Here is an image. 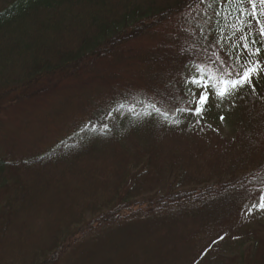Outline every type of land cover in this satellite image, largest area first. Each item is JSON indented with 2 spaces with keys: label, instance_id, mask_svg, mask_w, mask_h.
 <instances>
[{
  "label": "trees",
  "instance_id": "16d2710c",
  "mask_svg": "<svg viewBox=\"0 0 264 264\" xmlns=\"http://www.w3.org/2000/svg\"><path fill=\"white\" fill-rule=\"evenodd\" d=\"M191 3L12 0L0 9V113L64 96L68 82L98 83L106 90L93 107L78 106L86 108L87 120L53 142L34 143L31 154H0V264H264L263 231L247 224L248 208L258 202L257 178L264 176V74L253 80L255 93L246 86L233 97L247 99L251 111L236 117L226 108L237 127L234 139L196 151L180 146L169 166L158 146L167 138L212 132L203 119L174 111L180 105L170 97L184 96L182 81L192 63L211 71L215 66L207 55L219 52L228 59L216 41L222 28L231 35L227 25L235 22V11L226 19L215 13L228 7L208 9L207 23L203 15L199 19L202 30L194 22L193 31L179 25L173 45L159 50L177 74L159 80L146 71L154 96L119 85L131 59L120 50L115 61L118 43L162 16L175 15L180 22ZM18 35L26 40L13 39ZM222 43L228 47L226 39ZM149 58L154 57L133 60L146 65ZM66 102L63 110H73ZM227 159L231 169L214 170ZM200 160L217 175L214 181L199 172ZM230 245L245 248L224 255Z\"/></svg>",
  "mask_w": 264,
  "mask_h": 264
},
{
  "label": "rangeland",
  "instance_id": "374dc122",
  "mask_svg": "<svg viewBox=\"0 0 264 264\" xmlns=\"http://www.w3.org/2000/svg\"><path fill=\"white\" fill-rule=\"evenodd\" d=\"M12 0H0V9L6 6ZM161 1V0H158ZM198 10V8H197ZM190 9H185L181 20L175 17V15H171L169 19H163L165 16H162L159 20L155 22H151L150 25H144L141 31L132 30L129 32L127 37H125L120 43H118L115 48L114 58L115 61H119L120 58H117L119 55V51L125 50V57L131 59L130 62L125 64V71L121 73V78L125 80V83L119 82L120 86H125V91L128 89H133L137 91L138 94H142L146 92H150L152 96H154V90L147 83L148 75L151 74L157 76L160 80V76L164 77L166 80L168 77H173L177 74L175 68L172 63L165 59L167 57L166 54L159 53V50L162 47V44L170 45L173 40L176 38L179 30V25L182 26V29H188V31H193L190 26V18L187 15ZM195 16V12L192 13ZM198 20L200 17L197 18ZM29 25V24H28ZM177 32L176 34H174ZM23 36H15L13 39H17V41H25L26 39H22ZM140 57H154L149 58L152 62L143 65L140 60H133L134 56ZM1 56L8 58L7 55L1 54ZM206 57H211L207 55ZM211 67H213L211 65ZM114 71L119 69V65L115 66ZM11 70L9 66L6 67V71ZM147 71V74H146ZM144 76V77H142ZM146 79V80H145ZM165 80V81H166ZM165 81H163L165 83ZM163 83V84H164ZM160 86V88L163 86ZM116 85V84H115ZM177 83H173L171 89H176ZM68 87V92L64 94V96L53 97L50 96L41 99L39 102H35L32 105L25 106L24 109H11L6 108L2 110L0 113V154H6V151H10L14 156L23 155L26 153H30L33 150L34 143H39L43 145L47 142H53L56 137L62 136L64 134L66 128H72L74 125L81 123L84 119L87 120V116L83 112V108L78 107L80 105H85L90 102L87 108L93 107L96 104V98H98L100 93L105 92V89H102L98 86V83L95 85L85 84L82 85V81H76V83H66ZM91 88H95L93 91ZM170 90V89H168ZM199 95L200 90L194 89ZM152 92V93H151ZM68 95L66 100L65 96ZM102 96L104 99L109 97L108 93H104ZM67 101V102H66ZM68 103L69 105L74 106V109L67 112L64 109V105L62 103ZM229 103V106L221 105L219 108L216 107V100L210 97V110L205 114L203 118V122L210 127L212 132H205V134L196 135L194 137L186 138V140H179L177 138H167L165 140H161L158 142V146H160V150L163 151V155L166 158V162L163 163L165 166L170 161V156L175 155V149L180 146H189L193 150H198L197 147H205L210 144H218L221 140H232L235 138V129L237 128L231 118L233 116L232 113L226 112V108L231 107L235 111L236 117H240L243 115V111L253 109L252 105L247 99L244 98H233ZM62 114V115H61ZM63 115H66L63 117ZM223 116L224 119L221 120L220 117ZM63 117V118H62ZM235 117V118H236ZM231 119V121H230ZM58 127V128H57ZM199 136V137H198ZM211 138V139H210ZM211 140V141H210ZM130 147H134L135 141H128ZM201 143V145L199 144ZM136 149V148H135ZM136 153V152H135ZM208 162V157L211 156V152L207 150L205 152ZM205 160V155L203 157ZM215 157H210L209 162H213ZM199 166H204L203 160H200L198 163ZM197 164V165H198ZM194 166L193 171H197ZM225 166H217L214 170L219 173L224 169L232 168V159H227ZM163 167V165H162ZM202 171L203 175L209 174V179L212 177V173L205 166L203 170L200 169L199 172ZM207 172V173H205ZM215 175V174H214ZM217 175L211 178V182L216 179ZM248 226L251 229H258V231H263L264 237V210L253 209L252 212L248 216ZM236 246H227L223 254L230 256L233 253H238L242 249L245 248H235ZM215 264V263H213Z\"/></svg>",
  "mask_w": 264,
  "mask_h": 264
},
{
  "label": "snow or ice",
  "instance_id": "6c2138e0",
  "mask_svg": "<svg viewBox=\"0 0 264 264\" xmlns=\"http://www.w3.org/2000/svg\"><path fill=\"white\" fill-rule=\"evenodd\" d=\"M200 5L205 7L197 11ZM220 5L228 7L229 11L216 12L217 16L223 15L227 19L233 10L236 13L233 17L235 22H229L227 25L231 35H225V29L222 28L221 36L216 41L221 50L226 52L228 59H223L219 52H213L209 62L215 67L211 71L208 70L207 64L192 63L188 75L182 81L184 96L170 97L180 105L175 107L174 111L189 113L197 118V122L210 110V97L216 100V107L219 108L225 101H231L246 86L255 93L257 86L253 84V80L259 81L264 74V58H261V53L264 52V0H192L187 15L190 21L195 23V27L202 30L197 18L203 15L204 23H207L210 19L208 9ZM193 12L195 16L192 15ZM225 39L228 41L227 48L222 43ZM194 89L200 90L199 95ZM149 107L157 113L161 111L155 103H151ZM220 119L223 120L224 117L221 116ZM257 182L258 202L248 208L249 213L252 209L264 210V176L258 177Z\"/></svg>",
  "mask_w": 264,
  "mask_h": 264
}]
</instances>
